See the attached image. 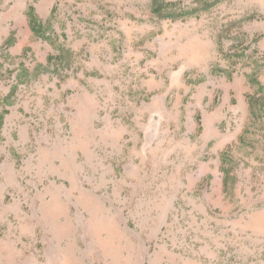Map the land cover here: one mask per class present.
Instances as JSON below:
<instances>
[{
  "label": "rangeland",
  "instance_id": "1",
  "mask_svg": "<svg viewBox=\"0 0 264 264\" xmlns=\"http://www.w3.org/2000/svg\"><path fill=\"white\" fill-rule=\"evenodd\" d=\"M0 264H264V0H0Z\"/></svg>",
  "mask_w": 264,
  "mask_h": 264
},
{
  "label": "trees",
  "instance_id": "2",
  "mask_svg": "<svg viewBox=\"0 0 264 264\" xmlns=\"http://www.w3.org/2000/svg\"><path fill=\"white\" fill-rule=\"evenodd\" d=\"M29 16H31L30 19L33 20V16H32V15H29ZM32 25H33V27H34L35 30H37V31L40 30V26H38L37 24L34 23V24H32ZM253 111L256 112V109H255V106L252 104V112H253Z\"/></svg>",
  "mask_w": 264,
  "mask_h": 264
}]
</instances>
